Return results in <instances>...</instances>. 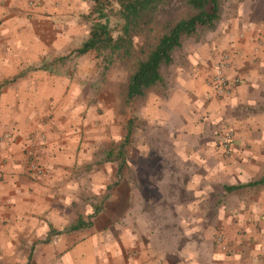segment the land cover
Listing matches in <instances>:
<instances>
[{
  "label": "crops",
  "instance_id": "obj_1",
  "mask_svg": "<svg viewBox=\"0 0 264 264\" xmlns=\"http://www.w3.org/2000/svg\"><path fill=\"white\" fill-rule=\"evenodd\" d=\"M31 1L0 0V264H264V0H237L129 117L56 62L61 1ZM225 53L240 81L219 96Z\"/></svg>",
  "mask_w": 264,
  "mask_h": 264
},
{
  "label": "trees",
  "instance_id": "obj_2",
  "mask_svg": "<svg viewBox=\"0 0 264 264\" xmlns=\"http://www.w3.org/2000/svg\"><path fill=\"white\" fill-rule=\"evenodd\" d=\"M92 1L96 4L92 12L96 17L89 36L74 53L82 56L94 51L99 56L108 52L132 64L129 100L144 95L163 80L162 68L174 62L184 38L198 36L202 30H214L222 18L220 0H185L187 12L178 15L167 14L170 0ZM113 22L115 26L111 25ZM70 55L56 62H63ZM51 67L48 60L39 66ZM257 182L263 183L264 179L249 185Z\"/></svg>",
  "mask_w": 264,
  "mask_h": 264
},
{
  "label": "rangeland",
  "instance_id": "obj_3",
  "mask_svg": "<svg viewBox=\"0 0 264 264\" xmlns=\"http://www.w3.org/2000/svg\"><path fill=\"white\" fill-rule=\"evenodd\" d=\"M32 1L39 3V1L37 0ZM58 1H61L62 4L60 9L62 14V24L61 22H59L61 25L59 31L62 33L64 43V51H62L64 55L62 57H67L73 52V54H71L70 57L68 59L66 58V60L63 62V69H67V71L69 72L72 70L74 75L78 71L80 84L83 85L84 88L89 87L85 91V96L92 99L91 102L99 105V113H102L104 108H114L115 111H123L124 108H126L127 117L133 115V112L135 110V101L144 99L145 94L139 96V98L137 97L136 100L135 98L131 100L127 98V89L133 68L132 64L118 59L116 55L111 56L108 52L102 53L99 56L94 51H90L89 53H86L82 56H77L74 53V51L78 49L80 44L89 36L92 21L96 17V15L92 13L96 5L95 2L92 0ZM220 1L222 6V16L225 13L231 14V7L233 8V4L237 0ZM31 2L30 5H32ZM167 11V14L171 15L186 13L187 7L185 5V0H170L169 5L167 6ZM35 12L36 10H33L32 16ZM111 25L115 26L114 22ZM218 25L219 23L214 30H202L198 36L184 38L182 46L175 52V57L176 55L182 53L185 50V47H194L195 43L200 42L201 39L214 36ZM44 35L45 33H43L42 36ZM71 38L73 39L68 40ZM67 48H69V50L71 51H67ZM50 62L52 63V61ZM173 64L174 62L162 68V73L165 77H170ZM53 67L56 68L58 67V65H54ZM74 77L75 76H73V78ZM228 127L229 126L226 124L222 125L221 127L224 135L228 129H232ZM131 135V142L133 143L134 129ZM133 146L134 144L131 147ZM110 147L117 148V143H111ZM224 152L225 156L230 157L231 151L228 152L224 150Z\"/></svg>",
  "mask_w": 264,
  "mask_h": 264
},
{
  "label": "built area",
  "instance_id": "obj_4",
  "mask_svg": "<svg viewBox=\"0 0 264 264\" xmlns=\"http://www.w3.org/2000/svg\"><path fill=\"white\" fill-rule=\"evenodd\" d=\"M32 5H39L38 2H31ZM256 50L262 46V40H258ZM230 69V57L228 54H222L218 60L215 62L213 74L210 77V85L212 86L214 92L219 96H226L231 93L233 87L240 81L239 77L229 75ZM9 134H4L0 136V141L10 139ZM235 138V131L233 129H228L221 141L222 147L225 151L231 150V144ZM28 168L30 173L36 177L40 178L44 175L45 169L40 163L39 159L35 156H30L28 161ZM216 242L220 245V248L227 252L230 248V244L223 233H218L216 236Z\"/></svg>",
  "mask_w": 264,
  "mask_h": 264
}]
</instances>
